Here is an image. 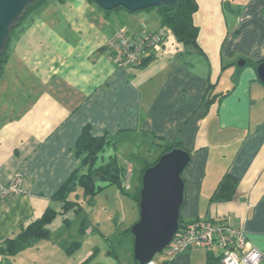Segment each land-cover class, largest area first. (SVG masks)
<instances>
[{"label":"crops","instance_id":"1","mask_svg":"<svg viewBox=\"0 0 264 264\" xmlns=\"http://www.w3.org/2000/svg\"><path fill=\"white\" fill-rule=\"evenodd\" d=\"M195 1L202 53L163 42L137 69L116 67L106 43L120 28L130 35L158 30L155 11L153 28L141 11L49 0L25 19L0 78V184L18 174L25 186L0 204V243L60 203L52 197L77 168L75 142L89 126L95 137H114V146L129 139L149 153L179 140L190 152L183 222L225 221L264 257V84L248 64L264 61V0ZM225 174L236 180L235 194L210 204ZM210 257L221 264L218 250L198 248L158 261L207 264ZM9 258L0 254L2 262Z\"/></svg>","mask_w":264,"mask_h":264},{"label":"rangeland","instance_id":"2","mask_svg":"<svg viewBox=\"0 0 264 264\" xmlns=\"http://www.w3.org/2000/svg\"><path fill=\"white\" fill-rule=\"evenodd\" d=\"M153 11L142 10L140 13H147L151 17L148 23L154 28L156 24L158 26V19ZM24 23L27 24V20ZM165 31V48L178 45L170 32ZM123 141L130 143H119L112 150L113 155L119 154L121 158L118 161L123 168L121 188L105 186L99 181L97 184L102 189L89 201L82 189L77 187L67 200L76 202L80 210L76 212L70 209L61 214L62 204H54L52 208L56 210V216L48 225L49 237L35 242L14 258L0 261V264H79L84 260L88 264H134L133 243L127 230L138 219L135 186L137 182L139 184L142 169L154 160V154H159L161 147L149 153L148 147L143 144L133 143L129 139ZM109 149L103 152V160L108 159L106 152ZM164 256L163 252H159L154 258L160 260Z\"/></svg>","mask_w":264,"mask_h":264},{"label":"trees","instance_id":"3","mask_svg":"<svg viewBox=\"0 0 264 264\" xmlns=\"http://www.w3.org/2000/svg\"><path fill=\"white\" fill-rule=\"evenodd\" d=\"M48 1L49 0H37L30 4L26 8V11L22 15L21 19L17 24H15L4 50L0 53V78L3 75L4 68L8 61L12 36L21 29L23 22L30 14L43 8ZM55 1L63 4L67 0ZM117 9L124 8L119 7ZM151 9H153L158 16L159 27L170 32L176 43L182 47L184 54L191 55L202 53V49L197 41L199 29L193 23V15L197 10V3L195 0H175L172 3H163L158 7H152L147 10ZM148 60L149 59H146L141 67L145 66ZM259 63L261 62L251 61L248 64H251L254 68H256ZM239 71L240 69H237L236 76ZM210 88L211 87L209 86L207 89L208 94L210 92ZM114 141V137H109L107 135L99 137L93 136L90 133L89 126L82 128L74 147L75 156L79 160V164L52 197V200L62 204L63 211L61 214L70 209H73L76 212L80 210L76 202L67 200V197L74 192L77 187L82 189L83 195L89 199V201L94 194L98 193L99 190L102 189L97 184L99 181L105 183V186L116 185L118 188H121L123 168L119 166L116 156H109L107 160H103L102 156L106 148L114 146ZM160 147V156L173 149L186 150L179 140L165 141L162 145H160ZM186 151L190 154L188 150ZM104 161H107V163H104ZM157 161L150 164L147 163L140 173L139 184L136 188V193L134 194L137 206L139 204V192L141 189L142 175L148 167L154 165ZM236 185V180L230 174L223 175L210 197V204L230 200L235 194ZM55 216L56 210L52 207H48L39 218L32 220L21 227L14 236L2 240L0 243V254L12 257L25 248L32 246L35 242L47 239L49 237L48 225L52 222ZM137 220L135 222H137ZM184 224L185 223L181 219L180 215L179 228L181 229ZM130 228L127 230V235H129L133 241ZM153 260H155L156 264H170V261L159 262L158 259L155 258H153ZM212 260V257H210L207 264H211ZM217 260H220V258L218 257ZM81 264L88 263L87 261H84ZM134 264L137 263L134 262Z\"/></svg>","mask_w":264,"mask_h":264},{"label":"water","instance_id":"4","mask_svg":"<svg viewBox=\"0 0 264 264\" xmlns=\"http://www.w3.org/2000/svg\"><path fill=\"white\" fill-rule=\"evenodd\" d=\"M37 0H0V53L4 50L12 29L21 19L26 8ZM103 10L119 7L138 12L175 0H91ZM244 60L237 66L243 67ZM256 74L264 84V61L256 67ZM190 154L184 149H173L162 154L158 161L148 167L141 178L138 220L131 228L133 236V259L146 264L162 252L179 229L181 207L184 203V180L182 174Z\"/></svg>","mask_w":264,"mask_h":264},{"label":"built area","instance_id":"5","mask_svg":"<svg viewBox=\"0 0 264 264\" xmlns=\"http://www.w3.org/2000/svg\"><path fill=\"white\" fill-rule=\"evenodd\" d=\"M166 31L162 28L141 35H130L120 28L106 43L111 59L120 69L140 68L148 53L163 43ZM25 179L16 174L7 184H0V204L15 199L24 192ZM198 248L219 251L221 264H261L263 254L252 247L241 228L225 221L206 219L187 222L176 232L171 242L162 251L171 260L180 253ZM146 264H156L151 260Z\"/></svg>","mask_w":264,"mask_h":264}]
</instances>
